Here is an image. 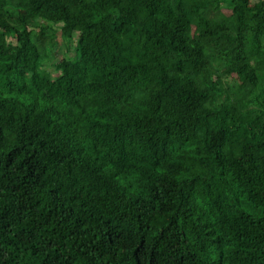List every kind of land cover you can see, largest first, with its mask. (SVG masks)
I'll return each mask as SVG.
<instances>
[{"label":"trees","instance_id":"trees-1","mask_svg":"<svg viewBox=\"0 0 264 264\" xmlns=\"http://www.w3.org/2000/svg\"><path fill=\"white\" fill-rule=\"evenodd\" d=\"M0 264H264V0H0Z\"/></svg>","mask_w":264,"mask_h":264}]
</instances>
